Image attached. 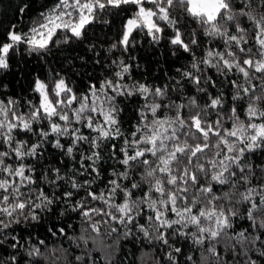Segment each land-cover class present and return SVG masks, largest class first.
Masks as SVG:
<instances>
[{"label":"trees","instance_id":"obj_1","mask_svg":"<svg viewBox=\"0 0 264 264\" xmlns=\"http://www.w3.org/2000/svg\"><path fill=\"white\" fill-rule=\"evenodd\" d=\"M63 1L0 0V264H264V0Z\"/></svg>","mask_w":264,"mask_h":264},{"label":"rangeland","instance_id":"obj_2","mask_svg":"<svg viewBox=\"0 0 264 264\" xmlns=\"http://www.w3.org/2000/svg\"><path fill=\"white\" fill-rule=\"evenodd\" d=\"M139 1V0H134ZM190 12L203 15L206 19H211L216 11L221 7L222 0H186ZM93 0L79 2L77 0H64L60 11L52 13L37 28L32 31L29 39L32 43L42 44L56 25L70 26L77 29L78 26L87 19V13ZM138 5L137 13L130 17L124 25L122 37L125 39L129 31L138 25L146 29L155 26L151 18V13ZM73 17H75L73 19ZM39 92L42 90L41 84H37Z\"/></svg>","mask_w":264,"mask_h":264}]
</instances>
